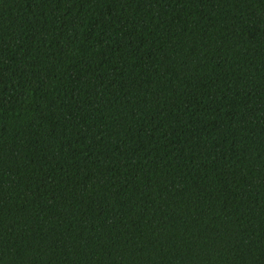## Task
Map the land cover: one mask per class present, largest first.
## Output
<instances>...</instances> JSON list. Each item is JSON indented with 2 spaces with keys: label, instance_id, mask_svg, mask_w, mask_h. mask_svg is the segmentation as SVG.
<instances>
[{
  "label": "trees",
  "instance_id": "16d2710c",
  "mask_svg": "<svg viewBox=\"0 0 264 264\" xmlns=\"http://www.w3.org/2000/svg\"><path fill=\"white\" fill-rule=\"evenodd\" d=\"M0 264H264V0H0Z\"/></svg>",
  "mask_w": 264,
  "mask_h": 264
}]
</instances>
